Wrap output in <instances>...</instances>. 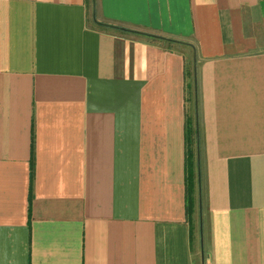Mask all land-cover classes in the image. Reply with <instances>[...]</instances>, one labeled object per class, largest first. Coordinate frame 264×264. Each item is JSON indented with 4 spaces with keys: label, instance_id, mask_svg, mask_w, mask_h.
Masks as SVG:
<instances>
[{
    "label": "crops",
    "instance_id": "1",
    "mask_svg": "<svg viewBox=\"0 0 264 264\" xmlns=\"http://www.w3.org/2000/svg\"><path fill=\"white\" fill-rule=\"evenodd\" d=\"M0 264H264V0H0Z\"/></svg>",
    "mask_w": 264,
    "mask_h": 264
},
{
    "label": "trees",
    "instance_id": "2",
    "mask_svg": "<svg viewBox=\"0 0 264 264\" xmlns=\"http://www.w3.org/2000/svg\"><path fill=\"white\" fill-rule=\"evenodd\" d=\"M90 4H94V0H89ZM96 26L101 27V28H106L113 30L119 34L122 35H130V36H139L142 37L146 40L150 41H156L162 44H165L167 48L170 46H181L185 45L180 42H175L171 40H167L161 37L153 36V35H148V34H143V33H138L134 32L125 28H120V27H113V26H106L103 24H97L95 23ZM186 76V72L185 75ZM191 81L193 86H191V90H195V84H194V77H191ZM186 88V86H185ZM190 89V86L187 87ZM197 130L196 126H191L189 125V122L185 120L184 127H183V185H184V214L187 220H189L190 215L192 213V207H193V199H192V191H193V169H192V151H191V144L192 142L197 143Z\"/></svg>",
    "mask_w": 264,
    "mask_h": 264
},
{
    "label": "rangeland",
    "instance_id": "3",
    "mask_svg": "<svg viewBox=\"0 0 264 264\" xmlns=\"http://www.w3.org/2000/svg\"><path fill=\"white\" fill-rule=\"evenodd\" d=\"M90 8H91V4L88 0V9L90 11ZM172 49L174 50H177V51H181L183 52L184 54H186L187 56H189V60H188V63H187V72L190 73V70H191V62H192V58H193V50L189 47V46H172L171 47ZM187 84L190 86V89H187L186 91V107H187V115L190 116L188 117L189 119L192 120V104H193V92L191 90V80H190V77L188 76L187 78ZM190 120V121H191ZM192 123V122H191ZM191 151H192V169H193V174L196 173L198 174V152L197 150H195V146L194 144H191ZM189 224L191 222V219L188 220Z\"/></svg>",
    "mask_w": 264,
    "mask_h": 264
}]
</instances>
